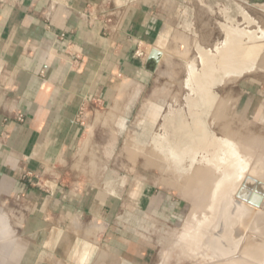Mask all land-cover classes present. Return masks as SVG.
Instances as JSON below:
<instances>
[{
    "label": "crops",
    "instance_id": "obj_1",
    "mask_svg": "<svg viewBox=\"0 0 264 264\" xmlns=\"http://www.w3.org/2000/svg\"><path fill=\"white\" fill-rule=\"evenodd\" d=\"M152 7L134 0L111 16L101 0H0V264L152 263L119 197L54 172L86 106L113 107L124 82H146L151 64L135 50L155 46ZM248 94L264 101V85Z\"/></svg>",
    "mask_w": 264,
    "mask_h": 264
},
{
    "label": "rangeland",
    "instance_id": "obj_2",
    "mask_svg": "<svg viewBox=\"0 0 264 264\" xmlns=\"http://www.w3.org/2000/svg\"><path fill=\"white\" fill-rule=\"evenodd\" d=\"M150 1H153L154 7L152 9L158 11L160 15L157 35L153 43L154 47L159 49L163 54L159 60V65L151 67L152 71L145 83H140L137 80L124 82L122 87L123 97L116 103L117 105L111 107L114 103L112 102V104H108L105 107L90 104L84 108L80 117L82 131L73 156L61 165H57L54 172H56L58 179L63 177V183H66L71 189H101L119 197L123 208L128 207V209L134 211L129 218L124 217L121 221L124 226L128 222H131L134 227L137 226L136 232L134 231L135 228L134 230H130L129 225L126 227L127 230L124 229L125 231L131 233V235L135 233L138 235L137 237H143L147 242H152H149L150 248L147 252L149 253V259L150 257L152 259L151 264H162L168 258L174 259L172 264H192L193 261L187 260L185 255L188 246L194 243L198 236V227L207 224L204 219L209 214H211L209 215L211 219L217 218L218 220V217L214 216L216 215L215 211L210 206L217 205L215 202L220 198L222 200L219 201L232 202L227 206V210H229L230 208L232 209L231 206L235 202L236 206L237 203L243 201L235 197L234 189L227 193L223 190V195L220 194V197L215 196L214 198L210 197V199L208 196L210 192H213L214 186L210 187L207 181L201 183L200 180L194 179L196 177H194L195 174H191L194 172L192 169L188 170V172L184 170L186 164L189 162L188 157L177 159V163L170 165V162L175 159H173L170 155L171 153L168 151V143L175 140V135L171 133L172 128L168 123L162 127L160 124H162V119L168 116L176 117V115H179L188 117L190 114V97L193 95L194 88L193 82L190 80L191 74L189 73L194 70L195 73L201 75L204 73L202 68L205 67L207 69L209 65L208 62L204 61V65L203 61H201L200 51L202 50L209 54L212 52V49L214 51L213 46H215L216 40L224 38V36L220 37L223 34L222 29L230 32L238 30L243 37L236 40L235 47H238V45H248V48L247 51H244L242 48V53L236 54V57H241L246 53L248 55L249 52L252 53V57H256L260 53L263 54H260L261 56L258 55L254 59L255 61L251 60L254 65L250 63L246 65L248 69L250 68L249 70L247 67H244V70L242 69V71L237 72L232 66L223 68L217 66L216 71L213 72V82L207 86L210 98L213 100V107L218 106L222 112L221 115L219 114L222 118L219 116V120H216L218 123L213 125L218 126L221 121V124L226 123L228 126L227 131L229 133L231 131L230 134L233 135L225 133L226 137L230 136L228 137L229 139L236 137L232 139L234 140L233 143L236 142L235 144H247H241L245 151L241 157L244 156L247 163L243 170H247V173L254 177H262L264 179V101H261L256 96L257 94L255 96L254 94H248L249 89L256 91L259 85L261 87L264 85V36H258L261 33L260 31H262L258 30V28L261 27L262 29L264 26L262 25L264 24L262 22L264 19L260 21V18L263 16L262 14H264V3H262V8L258 9L257 7L246 6L240 1L234 0L233 5H235L234 7L238 6L237 10L241 17L229 19V17H226L228 16L227 8L229 7L221 5V8L215 7L209 9L206 0H180L186 8L184 5L182 8H179L178 5L175 6L174 0ZM131 2H134V0H101V5L112 16L113 14L121 15ZM240 10L246 11L248 17L251 15L250 18H254L253 16L258 18V15L262 16L250 22L249 18L246 19L242 16ZM223 16L229 20L219 21L224 18ZM243 24L248 28L244 29ZM247 25L255 28L251 27V29ZM241 27L242 31L240 30ZM218 32L219 35L217 37L219 38L216 37ZM210 37H214L215 41ZM223 38L219 44L225 45V47L219 45L223 47L221 49L227 48L226 45L228 46L225 43L228 41H223L226 39ZM195 41L198 43H195ZM138 45L140 49H147L148 46H152V44L142 45L138 43L136 49L139 48ZM181 46L182 48H180ZM252 47L256 52L258 50L256 48L261 47L258 53H256L257 55L254 51V53L251 51L253 50L251 49ZM227 67H231V69ZM186 75L187 78H185ZM179 80L182 82L180 83ZM183 81L187 85L183 84ZM183 86L185 87V92L187 90L190 91L189 94L188 91L185 95L183 94L184 96L182 95L184 92ZM223 119L226 120L223 121ZM162 129L167 132L166 135H161L160 131ZM230 142L232 143L231 140ZM152 150L155 152V156H157L155 157L156 159L150 153ZM203 152L201 151L200 153ZM173 153L175 155L178 154V149H175ZM183 164L184 166H182ZM243 170H238L237 172L239 173L235 172V174L231 175V177L238 178L237 183H239L242 177L240 173ZM259 170H262V172ZM190 175H192V179L189 177ZM183 177H187L190 180L186 181ZM199 178L205 180L206 177ZM223 186L225 187L223 181H221L220 185H217L216 188L224 189ZM209 188L213 189L210 190ZM208 200L211 201L209 202ZM209 208L211 209V213L207 214L206 212ZM258 208H255V210ZM150 211H153V214L147 213ZM204 213L205 217L203 216ZM202 216L203 219H201ZM222 218L224 219L225 216L223 215ZM255 239L248 238V241L246 240L243 244L245 249L250 244L249 247L252 249L248 253L242 247L241 253L236 259L213 263L232 264L231 262H233V264H242L241 262H243V264H263L264 241H260V239L255 241ZM206 242L210 243L209 249H213L214 242ZM255 248L259 249L260 252ZM179 252L184 255V259H178ZM244 253H247V255ZM248 258L253 261L248 260Z\"/></svg>",
    "mask_w": 264,
    "mask_h": 264
},
{
    "label": "bare ground",
    "instance_id": "obj_3",
    "mask_svg": "<svg viewBox=\"0 0 264 264\" xmlns=\"http://www.w3.org/2000/svg\"><path fill=\"white\" fill-rule=\"evenodd\" d=\"M235 6V5H234ZM233 6V7H234ZM238 7V6H237ZM237 7H235V9H238ZM242 9V8H241ZM215 10V9H214ZM241 11V14H242V16L244 17V18H246V19H248L250 22H252V21H255L256 19H259V17L260 16H262L261 18H260V21L262 20V19H264V14H262V15H258L259 17L258 18H256V16H253L254 18H250V16L251 15H249V17H248V13L246 12V11H244V10H240ZM251 12V11H250ZM205 13V12H204ZM249 14H251V13H249ZM253 15H255V14H253ZM218 17V16H217ZM200 18V17H199ZM215 18V17H214ZM220 18V17H219ZM215 20V19H214ZM220 20H222V19H220ZM241 20V19H240ZM247 20V21H248ZM223 21V20H222ZM259 21V22H260ZM236 22H237V20H236ZM262 22L264 23V20H262ZM200 23V22H199ZM238 23V22H237ZM247 23V22H246ZM261 23V22H260ZM259 23V24H260ZM256 24H257V22H256ZM262 24V23H261ZM217 25H220V24H217ZM262 25H264V24H262ZM208 26H210V25H208ZM222 26V25H221ZM242 26V25H241ZM243 28L245 29L246 27H245V24H243ZM247 26H249V25H247ZM260 26V25H259ZM195 27V26H194ZM213 27V26H212ZM240 27V26H239ZM250 28L251 27H253V26H249ZM264 27V26H263ZM262 27V29H261V27L260 28H258V30H262V31H260L261 33H260V35H258L259 37H262V36H264V28ZM223 28V27H222ZM221 28V29H222ZM248 28V27H247ZM246 28V29H247ZM253 28H255V27H253ZM213 29V28H212ZM225 29H227V28H225ZM242 29V27L240 28V30ZM252 29V28H251ZM219 30V29H218ZM213 31V30H212ZM242 31V30H241ZM251 31V30H250ZM222 32H223V34H221V36L220 37H222V36H224V38H226L225 40H223V41H228V42H225V43H227L228 44V46L226 45V47L227 48H225V49H221V48H223V47H225V45L223 46L222 44L220 45L219 43H221L222 41H220V40H222V38H220V39H217L216 40V43L214 44L215 46H213V48H214V51H213V49L211 50L212 52L209 54L208 52L207 53H205L204 51H200V55H201V61H203V63H204V65H205V62H208L209 63V65H208V67H207V69H205V67L204 68H202L203 70V74H201V75H199V74H197V73H195V71L193 70V71H190V73L189 74H191L190 75V80L193 82V95L190 97V109H189V111H190V114L188 115V117H185V116H179V115H176V117H165V118H163L162 119V124H160L161 125V127L162 126H164V124H166L167 125V123L171 126V128H172V130H171V133L172 134H174L175 136V140H173L172 142L170 141V143H168V151L171 153L170 155L173 157V159H175V160H173L172 162H170L171 164L170 165H174L175 163H177V159H184L185 157H188L189 158V162L186 164V163H184V164H186V166H185V171H187L188 172V170H190V169H192L194 172L193 173H191V174H195L194 175V177H196V178H194V179H197L198 181L200 180V182L202 183L203 181H207L209 184H210V187H212V186H214L213 188H214V190H212V189H210V190H212L213 192L211 193L210 192V194H209V196L208 195H206V196H208L209 198L210 197H220L219 195L220 194H222L223 195V190H225V192L227 193V192H231L233 189H235L234 187H235V185H236V183H237V179L236 178H234V176H232L231 177V175L234 173L235 174V172H237L238 170H243V168H244V166H245V164H247L245 161V157L243 156V157H241L243 154H244V147L240 144H235V143H233V141L234 140H232L233 138H236V137H231L232 139H229L228 137H230V136H227L226 137V134L228 133V134H230L231 133V131H230V133L227 131V125H226V123H223V124H221V122H220V125H216V126H214L213 124H217L218 122V120H219V116L222 114V112L220 111L221 109H219L218 108V106H216V107H213V103H212V98H210V94H209V91L207 90V86H208V84H212V79H213V72L214 71H216V68H217V66L218 67H221V68H223V67H226V66H232V68H234L235 70H237V72H240V71H242V69L244 68V67H247V69H248V66H246L247 64H252V62H251V60H254V59H256V57H258V55H260V54H263V53H260V54H256V53H258V51L260 50L259 48H261V47H259V48H256V49H258L257 50V52H256V50H254L253 49V47L251 48V49H253V50H251L252 52L254 51L255 52V54L257 55L256 57H252L251 55H252V53L251 52H249V56L248 55H246V54H244V55H242L241 57L239 56V57H236L235 55L236 54H241L242 53V51H243V49H244V51L246 50L247 51V48H248V45L247 46H245V45H238V47L236 46L235 47V43H236V40H238L239 38H241V37H243V35H241L240 33H239V31L237 30H235V31H232V32H230V31H228V30H224V29H222ZM214 33H216V32H214ZM188 34V33H187ZM186 34V35H187ZM209 34V33H208ZM190 35V34H189ZM219 35V32L217 33V35H216V37ZM199 36V35H198ZM210 36V35H209ZM208 36V37H209ZM215 36V35H214ZM184 37V36H183ZM203 37V36H202ZM215 37V38H216ZM194 38V37H193ZM210 38H212V37H210ZM217 38H219V37H217ZM223 38V39H224ZM191 39V38H190ZM199 39V38H198ZM207 39V38H206ZM212 39H214V37L212 38ZM212 39H210L211 41H212ZM193 40V39H192ZM195 40V39H194ZM183 41V40H182ZM214 41H215V39H214ZM197 41H195V43H196ZM194 43V42H193ZM198 43V42H197ZM224 43V42H223ZM200 44H201V42H200ZM260 44V43H259ZM258 44V45H259ZM185 45V44H184ZM223 46V47H220V46ZM198 46H199V44H198ZM208 46V45H207ZM192 47V46H191ZM202 47V46H201ZM229 47V48H228ZM241 49H240V48ZM246 47V48H245ZM254 47H256L255 45H254ZM258 47V46H257ZM156 51H158L159 52V54H158V56H157V64L159 63V60L161 59V57H162V53H161V51L159 50V49H157V48H155V47H153ZM243 48V49H242ZM152 49V48H151ZM150 49V50H151ZM201 49V48H200ZM199 49V50H200ZM220 49V50H219ZM263 49H264V47H263ZM186 50V49H185ZM195 50V49H194ZM204 50V49H203ZM206 50V49H205ZM262 50V49H261ZM248 51H249V49H248ZM147 52V51H146ZM190 52V51H189ZM210 52V51H209ZM253 52V53H254ZM251 53V54H250ZM147 54V53H146ZM149 54V53H148ZM254 54V55H255ZM197 55V54H196ZM188 56V55H187ZM186 56V58H188ZM261 56V55H260ZM190 58V57H189ZM194 58V57H193ZM253 58V59H252ZM261 58V57H260ZM189 60H191V59H189ZM258 60V59H257ZM199 61V60H198ZM201 61H199V62H201ZM205 61V62H204ZM255 61V60H254ZM259 62H260V60H259ZM257 63V62H256ZM199 65H201L200 63H199ZM252 65H254V64H252ZM257 65H258V63H257ZM251 66V65H250ZM256 66V65H255ZM255 66H253V67H255ZM258 66H260V65H258ZM258 66H256V67H258ZM197 67V66H196ZM182 68V67H181ZM181 68H180V70H181ZM227 68H230L231 69V67H227ZM183 69V68H182ZM246 69V70H247ZM250 69V68H249ZM248 69V70H249ZM190 70V69H189ZM222 70V69H221ZM244 70V69H243ZM254 70V69H253ZM252 70V71H253ZM182 71V70H181ZM183 72H184V70H183ZM197 72H200V71H197ZM231 72V71H230ZM186 73V72H185ZM201 73V72H200ZM208 73V74H207ZM182 74V73H181ZM225 74V73H224ZM184 75V74H183ZM187 75H188V73H187ZM187 75H186V77L185 78H187ZM221 75H223V74H221ZM237 75V74H236ZM235 75V76H236ZM216 76V75H215ZM224 76V75H223ZM238 76V75H237ZM184 77V76H183ZM219 77H220V75H219ZM181 78H182V76H181ZM221 78V77H220ZM219 78V79H220ZM216 79V78H215ZM180 81V80H179ZM182 81H180V83H181ZM183 84H185L184 83V81H183ZM185 85H187V84H185ZM177 86H178V84H177ZM223 86V85H222ZM217 87V86H216ZM221 87V86H220ZM184 86H183V91H184ZM176 90V89H175ZM179 90V89H178ZM177 90V91H178ZM181 90H182V88H181ZM186 90H187V88H186ZM215 90H216V88H215ZM215 90H213L214 92H215ZM188 91V90H187ZM186 91V92H187ZM185 92V91H184ZM182 93V95L184 94H186V92L185 93ZM189 92L190 91H188V94H189ZM216 93V92H215ZM214 94V93H213ZM181 95V96H182ZM183 95V96H184ZM224 96V95H223ZM176 97V96H175ZM180 97V96H179ZM181 98H183V97H181ZM179 101H181V100H179ZM218 103V102H217ZM173 104V103H172ZM183 104V103H182ZM115 105H117V104H115ZM185 108V107H184ZM181 110H184V109H181ZM179 111V110H178ZM185 112H186V110H185ZM221 112V113H220ZM223 113H224V111H223ZM220 114V115H219ZM174 116V115H173ZM220 118H222L221 116H220ZM217 120V121H216ZM224 120H226V119H223V121ZM155 122V121H154ZM152 123V122H151ZM214 126V127H213ZM159 127V126H158ZM234 128V127H233ZM160 133H161V135H166L167 134V132H165L163 129L160 131ZM226 133V134H225ZM157 134V133H156ZM225 134V135H224ZM227 134V135H228ZM221 135V136H220ZM222 135H224V136H222ZM230 135H232V134H230ZM241 135H243V134H241ZM220 136V137H219ZM233 136V135H232ZM235 136V135H234ZM240 136V135H239ZM243 137H245V136H243ZM161 139V138H160ZM219 139H221V140H219ZM229 139V140H228ZM250 139V138H249ZM86 140V139H85ZM172 140V139H171ZM230 140L232 141V143L230 142ZM237 141V140H236ZM249 144V143H248ZM244 145H247V144H244ZM150 146V145H149ZM242 146V147H241ZM249 146V145H248ZM82 148V147H81ZM162 148V147H161ZM175 149H178V154H174L173 153V151L175 150ZM162 150V149H161ZM160 150V151H161ZM201 151H204L203 153H200ZM205 151H207V153H205ZM151 154H152V156L155 158V157H157V156H155V152H153V150L150 152ZM238 154H240L239 156H238ZM247 155V154H246ZM151 156V157H152ZM156 159V158H155ZM249 161H252V160H249ZM248 162V161H247ZM257 162L259 163V161L257 160ZM249 163V162H248ZM253 163V162H252ZM255 163V162H254ZM184 164L182 165V166H184ZM256 164V163H255ZM194 166V167H193ZM196 166V167H195ZM187 167V168H186ZM193 167V168H192ZM179 168V167H178ZM177 168V169H178ZM183 168V167H182ZM195 168H197V169H195ZM262 169V168H261ZM179 171V170H178ZM181 171H182V169H181ZM260 172H262V170H259ZM258 171V172H259ZM187 172H185V173H187ZM242 172V171H241ZM171 173H172V171H171ZM237 173H239V172H237ZM190 174V173H189ZM185 175V174H184ZM198 175H199V177H206L205 178V180L203 179V178H199L198 177ZM263 175V174H262ZM177 176V175H176ZM192 175H190L189 177H191ZM257 176V175H256ZM261 176V175H260ZM259 177V176H258ZM183 178H185L186 179V181H188V180H190V179H187V177H183ZM262 178V177H261ZM191 179H192V177H191ZM223 179V180H222ZM193 181V180H192ZM221 181H223V185H225V187H224V189H219V187L218 188H216V186L217 185H220V182ZM206 182V184H208ZM232 183V184H231ZM200 185V184H199ZM202 185V184H201ZM201 187V186H200ZM190 188V187H189ZM224 192V193H225ZM226 195V194H225ZM230 196V195H229ZM233 196V195H232ZM207 197V198H208ZM208 198V199H209ZM224 198V197H223ZM228 198V197H227ZM227 198H226V200H227ZM211 199V198H210ZM219 200H222V199H220L219 198ZM219 200H217L216 202H215V204H217V205H215V206H210L211 207V209L213 210V211H215L214 213H216V215H218V214H220V215H218V216H216V215H214L215 217H218V219L219 220H224L223 218H222V216L224 215L225 217H228L229 215V213L228 212H226V211H230V209L229 210H227L228 209V204H231V203H227V202H222V201H219ZM209 202L211 201V200H208ZM206 202V201H205ZM226 203V204H225ZM241 203H243V202H241ZM205 204V203H204ZM209 204V203H208ZM208 204H206V205H208ZM235 204H236V202H235ZM245 204H247V203H245ZM210 205V204H209ZM208 205V206H209ZM201 207V206H200ZM199 207V208H200ZM203 207V206H202ZM231 207H233V204H232V206ZM204 208H205V206H204ZM206 208H207V206H206ZM236 208V206L233 208V209H235ZM210 208L209 209H207V214L210 212L211 213V210ZM232 209V210H233ZM216 210H218L217 212H216ZM203 211V210H202ZM194 212V211H193ZM209 215H211V214H209ZM203 216L205 217V213L203 214ZM203 216H202V218L201 219H203ZM207 217H208V215H207ZM207 217H206V219H207ZM213 217V216H212ZM199 220V219H198ZM198 220H197V222H198ZM205 220V219H204ZM199 221H201V220H199ZM216 221H217V218H216ZM208 225V224H207ZM196 227H198V226H196ZM200 227V226H199ZM198 227V228H199ZM246 240H248V238L246 239ZM255 241H257V238L255 239ZM261 241V240H260ZM189 243V242H188ZM258 244V243H257ZM263 244V243H262ZM215 245V244H214ZM253 245V244H252ZM255 245H256V243H255ZM264 245V244H263ZM250 246V244H248L247 245V247H246V249L243 247V249L245 250V251H247V253H248V251L250 250V249H252L251 247H249ZM258 246V245H257ZM261 246V245H260ZM259 246V247H260ZM210 247V246H209ZM256 247V246H255ZM258 247V248H259ZM254 248V247H253ZM257 248V247H256ZM255 248V249H256ZM264 248V247H263ZM242 249V251H244ZM248 249V250H247ZM213 250H214V248H213ZM218 251L220 250L219 248L217 249ZM257 250V249H256ZM255 250V251H256ZM259 250V249H258ZM257 250V251H258ZM251 251V250H250ZM241 252V251H240ZM259 252H260V250H259ZM243 253V252H242ZM247 253L245 254V255H247ZM256 253H258V252H256ZM261 254H262V252H261ZM240 255V254H239ZM259 255V254H258ZM241 257V256H240ZM235 259H236V257H234ZM234 258H231L232 260L234 259ZM242 258H244V257H242ZM245 259H246V256H245ZM248 260H250L249 258H248ZM252 260V259H251ZM250 260V261H251ZM238 261V260H237ZM241 261V260H240ZM253 261V260H252ZM216 263H218V262H216ZM216 263H212V264H216ZM230 263V262H229ZM232 264H233V262H231ZM234 263H236V262H234ZM242 264H243V262H241ZM239 264V263H238ZM256 264V263H255ZM259 264V263H258Z\"/></svg>",
    "mask_w": 264,
    "mask_h": 264
},
{
    "label": "water",
    "instance_id": "obj_4",
    "mask_svg": "<svg viewBox=\"0 0 264 264\" xmlns=\"http://www.w3.org/2000/svg\"><path fill=\"white\" fill-rule=\"evenodd\" d=\"M158 54L159 52L152 48L147 55L146 62L150 63L151 67L159 65ZM241 174L234 194L243 203H237V208L232 210L235 207L233 204L231 211H227L229 216L223 221L213 220L208 215L209 219H205L208 225L197 229L195 242L187 248L185 257L193 261L192 264H212L237 257L247 238L264 241V179L250 175L247 170H243ZM206 241L214 242V250L209 249L210 243Z\"/></svg>",
    "mask_w": 264,
    "mask_h": 264
},
{
    "label": "flooded vegetation",
    "instance_id": "obj_5",
    "mask_svg": "<svg viewBox=\"0 0 264 264\" xmlns=\"http://www.w3.org/2000/svg\"><path fill=\"white\" fill-rule=\"evenodd\" d=\"M207 1V6L209 7V9H212V8H215V7H220L221 5L222 6H224V7H229V8H227L228 10V16H226V17H229V19H231V18H233V19H238V18H240L241 17V15H240V13L238 12V10L237 9H235V7H233L234 5H233V2H234V0H222V1H220V0H206ZM236 1H240V2H242V3H244L246 6H252V7H257L258 9H261L262 8V3H264V0H236ZM152 3H153V1H151ZM173 3H175L174 5L176 6V5H178V7L180 8H182L183 7V5H184V3L183 2H181L180 0H174L173 1ZM154 7V6H153ZM152 7V8H153ZM184 7L186 8V6L184 5ZM221 8V7H220ZM181 10V9H180ZM186 10V9H185ZM185 10H183V11H185ZM224 18L222 19V20H229V19H226V17L225 16H223ZM187 20V19H186ZM185 20V21H186ZM219 21H221V20H219ZM252 25V24H251ZM195 46V45H194ZM204 46V45H203ZM180 48H182V46L180 47ZM181 255V256H180ZM174 256H175V254H174ZM184 257V255L181 253V252H179V260L180 259H184L183 258ZM172 259V258H171ZM167 259L166 261H164L162 264H172L173 263V260L174 259Z\"/></svg>",
    "mask_w": 264,
    "mask_h": 264
},
{
    "label": "built area",
    "instance_id": "obj_6",
    "mask_svg": "<svg viewBox=\"0 0 264 264\" xmlns=\"http://www.w3.org/2000/svg\"><path fill=\"white\" fill-rule=\"evenodd\" d=\"M138 47H139V45H138ZM135 55L139 58L145 59L146 58V51H145V49H140V47H139L135 50ZM17 119H18V121L23 120L22 117H17Z\"/></svg>",
    "mask_w": 264,
    "mask_h": 264
}]
</instances>
